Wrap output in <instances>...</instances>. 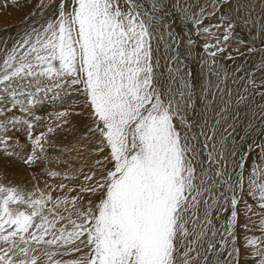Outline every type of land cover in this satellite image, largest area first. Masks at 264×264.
I'll return each mask as SVG.
<instances>
[{
    "label": "snow or ice",
    "instance_id": "snow-or-ice-1",
    "mask_svg": "<svg viewBox=\"0 0 264 264\" xmlns=\"http://www.w3.org/2000/svg\"><path fill=\"white\" fill-rule=\"evenodd\" d=\"M29 5L23 30L0 41V174L40 166L49 134L81 125L96 159L89 174L45 173L83 176L71 198L52 194L64 183L27 195L0 183V264L41 253L47 264H264V56L251 69L223 62L241 25L264 38V0L0 2ZM181 45L199 59V90ZM45 100L60 110L37 133Z\"/></svg>",
    "mask_w": 264,
    "mask_h": 264
},
{
    "label": "bare ground",
    "instance_id": "bare-ground-1",
    "mask_svg": "<svg viewBox=\"0 0 264 264\" xmlns=\"http://www.w3.org/2000/svg\"><path fill=\"white\" fill-rule=\"evenodd\" d=\"M0 2H2V0H0ZM20 2H21V5L24 4V0H20ZM33 2H34V0H33ZM177 2L181 5H183L185 3V0H177ZM253 2L255 3L256 0H253ZM30 7H31V5H29L28 7H23L22 10L20 8H16V7H10L8 9L0 8V41L6 40V39H14L17 36V34L23 30L25 17L28 15ZM257 11H259V9H257ZM178 13H179V10L176 7H173L170 10L169 23L172 25V31L177 33L179 36L183 37L184 33L188 32L190 25L186 26L184 24L186 22L183 19H181V16ZM14 22H18L19 25L14 24L16 26L13 25V27H11L12 26L11 24H13ZM5 26H10V28L5 29L4 28ZM198 38L199 39H197V36L194 33L193 39H195L197 44L202 47V45L204 43V39H203V37H198ZM185 39H186V37H185ZM262 39H264V38L260 37L257 34V29H255V28L250 29L248 27L241 25L240 27H238L236 29V32L233 36L232 41L235 42V45L238 44L240 52H242V51H246L248 49V47H255L257 49L264 47V43L261 42ZM240 40L246 41L247 43L246 44H240L239 43ZM231 50H232V48L229 49V51H231ZM193 51L195 52V50H193ZM181 52L184 53V56L182 57L184 59V67L186 70L191 72V74H192L191 78L196 83L197 89L199 90V86L204 80V76L202 75V69H201V65L199 63V59L196 58L195 55L188 56L187 52H186V48L184 45H181ZM234 53H235V51H234ZM236 54H238V53H236ZM201 55H203L202 52H201ZM262 56H264V53H260L257 51V52L252 53L251 55L246 56V57L242 56V58H240V62H242L244 64L245 63L248 64L250 69H251L253 63L258 62ZM236 60L239 61V57L238 58L236 57ZM223 62L228 67L231 68V65H230L231 61H223ZM213 82H214V80H213ZM219 105H220V98L217 95L215 103L213 104L212 107L218 110ZM59 110H60V104L58 101L53 103L51 100H45L43 103H41L40 106L38 107L37 111H38L39 115L42 117V120H41L39 126L36 128V132L40 133L42 131H46L45 121H47L49 119V117L52 118V122H53V124H55V118H56V115H57ZM209 115L210 116L212 115L211 111H209ZM84 131H85V129H83V127L81 125L79 127L78 132L64 130V131H56L54 134H49L48 141L44 142V147L46 150L44 155L47 156V160L42 161L40 166L31 168V169L25 167L23 164L14 163L11 166L18 168L17 172H14L15 174L6 172L7 174L2 176V177H4L5 181L7 182V185L10 183H12V185L13 184L19 185V184H24L25 182H28V184L33 185L34 180H33V177H31L32 173H36V172L39 173V172L43 171V169H50V168L55 166L52 163L55 162V164H56V163H58L57 161H59V160H61V162H63V161L65 162L69 157L68 154L70 155V152H69L70 150H68V148L65 147V146H67L68 141L72 140L74 137H77V136L79 137V136L83 135ZM76 144H77V147L78 146H79V148L82 147L81 143L79 144V142H77ZM53 151L57 152V154H55V156L52 153ZM256 157H257V153L253 152L252 156L249 157V163H251V160L256 158ZM70 161H71V159H70ZM10 170H12V169H10ZM11 174H13V177ZM44 175H45V173H44ZM3 182H4V180H3ZM249 202L251 203L252 201L250 200ZM240 209H241V212H243V205L240 206ZM258 214H259V211L257 210V215ZM223 215H224L225 220H227L228 216L230 215V212H225ZM257 215H254L252 217V219L258 225L259 220L257 218ZM240 220H241V223L244 222L243 215H241ZM241 232L243 233V229H241ZM251 234L259 235V232H258V230L254 229Z\"/></svg>",
    "mask_w": 264,
    "mask_h": 264
},
{
    "label": "rangeland",
    "instance_id": "rangeland-1",
    "mask_svg": "<svg viewBox=\"0 0 264 264\" xmlns=\"http://www.w3.org/2000/svg\"><path fill=\"white\" fill-rule=\"evenodd\" d=\"M14 24L19 25L18 22H14L13 24H11L12 25L11 27H13ZM184 24L186 26L188 25L187 23H184ZM16 25H14V26H16ZM4 28L5 29L10 28V26H5ZM197 39H199V38L197 37ZM233 42L234 41H231V43L229 45V49L232 48L231 52L233 53V56H235L237 58L239 57V61L236 59L231 61V63H230L231 67L241 66V67H245V68L250 69L248 64H246V63L244 64V63L240 62V58H242V56H239V54H236V52L234 53L235 48H239V46H238V44L235 45V42L234 43ZM241 53H244L243 57L251 55V54H248L247 50L242 51ZM81 136L74 137L72 140L68 141V144L65 147H67L68 150H70L69 151L70 155L68 154L69 157L65 162L64 161L61 162V160H59L60 162L57 161L58 163H56V164H55V162L52 163L53 165H55L54 167H52L50 169H43L44 172L41 171L39 173L38 172L32 173L31 177H33L34 184L30 185V184H28V182H25L24 184H19V185H17L19 187V190H21L24 194L27 195V194L32 193L33 190L36 189L38 186V188L41 191L47 192L49 187H51L53 189H57L61 183H64L65 185H67V187L63 191L57 190V191L52 192V194L54 196L66 195L69 198L74 196L76 193L68 191V189L72 188L74 186V184H76V183H83V176H80L77 181H70V180H62V179L56 178V177L50 178L48 175H46V174L44 175V173L57 172L60 174V177H63L65 172H75V171H78L80 169H83L84 174H89V166L92 163H94L96 156H95L94 151L92 152L90 149H86L84 147V144L86 143V141H80L79 144L81 143L82 147L81 148H79V146L77 147L76 143L80 140ZM52 153L54 156H55V154H57V152H54V151ZM70 159H71V161H70ZM16 163H19V162H16ZM19 164H21V163H19ZM10 169H12V170H10ZM5 170H4L5 172L3 171L4 174L3 173L0 174L1 175L0 176V182L7 184L4 177H2V176L7 174V173L17 172L18 168L13 167V166H9V167H6ZM11 175L13 177V174H11ZM3 180H4V182H3ZM8 185H12V183H10ZM60 208H61V211H63V204L60 205ZM63 259L67 260V259H70V257H63ZM41 264H47V259L43 256L42 253H41Z\"/></svg>",
    "mask_w": 264,
    "mask_h": 264
}]
</instances>
